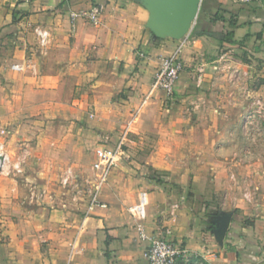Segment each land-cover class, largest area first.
I'll list each match as a JSON object with an SVG mask.
<instances>
[{
  "label": "crops",
  "instance_id": "crops-1",
  "mask_svg": "<svg viewBox=\"0 0 264 264\" xmlns=\"http://www.w3.org/2000/svg\"><path fill=\"white\" fill-rule=\"evenodd\" d=\"M94 5L97 23L73 17ZM147 19L141 0H0V124L10 140L35 139L7 141L23 171L0 175V264H148L130 211L141 190L142 227L181 244V264H264V149L253 153L227 133L246 96H232L234 62L225 59L249 51L236 66L246 82H264V0H203L180 39L153 37ZM36 28L49 33L44 47ZM177 48L184 69L172 95L150 92L161 59ZM26 58L32 69H11ZM262 89L251 94L264 101ZM63 125L67 141H56ZM87 130L93 159L102 137L110 146L127 133L150 138L143 162L163 181L142 171L139 189H119L118 161L108 181L117 200L90 205L84 192L69 195L57 178L79 170Z\"/></svg>",
  "mask_w": 264,
  "mask_h": 264
},
{
  "label": "rangeland",
  "instance_id": "rangeland-1",
  "mask_svg": "<svg viewBox=\"0 0 264 264\" xmlns=\"http://www.w3.org/2000/svg\"><path fill=\"white\" fill-rule=\"evenodd\" d=\"M243 51L244 55H240V53L242 52H231L228 53V55L225 57L226 60H232L234 62L228 72L231 77L229 81V87L232 90V96L240 97V93H243L246 96V98H244L245 103L243 104L244 109L240 113V115L237 116V114H232V124L229 128L230 130L227 131V133L232 140L238 142L240 141L241 143H243V145H249V151L258 153L260 150L262 151L264 149V101L263 96H261L260 94H258V96L252 95L251 93L255 89L259 90L261 88H263L262 91H264V82L261 81V78H259L258 80H251L249 82H246L247 80H245V73L241 72V70L237 68L236 63L240 62V59L250 61L251 59L248 58V56L253 57V55H251L249 51ZM221 68H223V64ZM221 70L222 69H220L219 71ZM238 103V99L233 98L230 106L237 107L239 106ZM234 123L238 124L236 125ZM66 129L67 128L65 127V125H63V128H58L57 130L54 129V132L56 131L57 134L56 141H67V139L63 138ZM26 132L28 133V131H25L24 134ZM76 132L77 128H74L73 133L76 134ZM79 136L81 137L80 141H89L86 152L81 155L80 161L78 163H75L74 165V167L79 170H75L74 178H71L69 182H67V184H63L62 182L60 184V180L62 178L57 179L58 183L60 185L63 184L64 189L67 190V192L69 191V195L72 194L73 196L84 192V195H87L88 201H90L91 193L88 191L87 180H89L92 175L91 163L93 159L92 151L94 145L90 144V142L93 141V135L89 130H87L80 131ZM126 138L128 140H125L124 137L121 136V140L116 141L120 143V153L118 161L121 162L122 167L117 173L114 172V168V170L112 169L113 174H115L113 183L115 185L117 184L119 186V189L130 188V192H135L141 187L142 171H146V177L151 180L154 179L152 176L165 177L164 174L159 173L156 170H153L149 167L146 168L143 162L144 153L149 152V148H153L154 141L150 140V138L144 135L137 138L135 136H130L129 133H127ZM106 139L107 138L102 137V139L98 140V144L100 142H104L105 144H107V146H110L108 145V142H110L109 139L108 141ZM7 141H35V139L24 135L20 139L10 140V136L8 133ZM59 166L60 165H58V167ZM70 166L71 163H67V167L63 164L62 172L65 171V167L68 169ZM58 167L57 169H59ZM27 169L28 168L25 167V172H27ZM108 178L109 179H107L106 183L102 186L101 191H98L97 194L99 203H105L106 205H108L112 200H117L116 194L118 193V190H116L117 188L108 185L110 177ZM72 180L73 182L70 183ZM26 181L28 182V180ZM113 187L115 189H112Z\"/></svg>",
  "mask_w": 264,
  "mask_h": 264
},
{
  "label": "built area",
  "instance_id": "built-area-1",
  "mask_svg": "<svg viewBox=\"0 0 264 264\" xmlns=\"http://www.w3.org/2000/svg\"><path fill=\"white\" fill-rule=\"evenodd\" d=\"M242 3H253L259 0H237ZM101 8L97 5L87 10L73 13V17H81L91 23H97ZM38 45L44 47L48 42L49 33L46 29L36 28ZM180 48H177L170 56L163 57L157 67L150 83V92L162 91L166 97H170L174 91L175 83L184 69V61L181 58ZM143 55L141 51L139 53ZM33 62L26 58L22 63H14L11 69L21 71L32 69ZM7 130L0 124V175H19L23 171V160L12 158L7 149ZM120 153V143L115 146H107L100 142L94 149V159L91 163L92 175L88 182V191L91 193L90 205L99 204L98 191L106 183L110 172L116 166ZM74 175L66 172L61 182L67 184ZM104 206L103 203H100ZM148 204L147 192L138 191L137 201L131 205L130 211L133 219L138 226V238L147 244L143 255L148 264H181V260L188 258L187 250L176 241L166 239L162 236L147 233L142 227L140 221L144 217L145 209ZM197 264H201L200 262Z\"/></svg>",
  "mask_w": 264,
  "mask_h": 264
},
{
  "label": "water",
  "instance_id": "water-1",
  "mask_svg": "<svg viewBox=\"0 0 264 264\" xmlns=\"http://www.w3.org/2000/svg\"><path fill=\"white\" fill-rule=\"evenodd\" d=\"M148 10L147 27L153 37L180 39L192 29L203 0H141ZM219 222V221H218ZM220 224V223H219ZM229 217L220 224L217 237L222 239Z\"/></svg>",
  "mask_w": 264,
  "mask_h": 264
},
{
  "label": "trees",
  "instance_id": "trees-1",
  "mask_svg": "<svg viewBox=\"0 0 264 264\" xmlns=\"http://www.w3.org/2000/svg\"><path fill=\"white\" fill-rule=\"evenodd\" d=\"M155 180H157L158 182H160V181H163V176L162 177H160V176H152Z\"/></svg>",
  "mask_w": 264,
  "mask_h": 264
}]
</instances>
